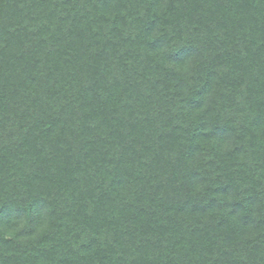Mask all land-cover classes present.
<instances>
[{
	"label": "trees",
	"instance_id": "trees-1",
	"mask_svg": "<svg viewBox=\"0 0 264 264\" xmlns=\"http://www.w3.org/2000/svg\"><path fill=\"white\" fill-rule=\"evenodd\" d=\"M0 264H264V0H0Z\"/></svg>",
	"mask_w": 264,
	"mask_h": 264
}]
</instances>
